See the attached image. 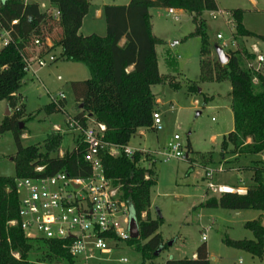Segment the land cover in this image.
I'll use <instances>...</instances> for the list:
<instances>
[{"label":"trees","instance_id":"16d2710c","mask_svg":"<svg viewBox=\"0 0 264 264\" xmlns=\"http://www.w3.org/2000/svg\"><path fill=\"white\" fill-rule=\"evenodd\" d=\"M48 2L59 12L58 20L41 13L37 4L0 1V23L12 30L14 40V44L0 50V101H5L9 110L14 109L12 116L6 117L0 125V136L11 132L16 146L11 158L14 176H0V264H75L62 243L27 239L18 227L8 225L17 218L18 194L14 179L50 177L59 172L71 179L91 176V167L84 161L86 147L82 139L76 140L74 148L65 151L62 157L58 155L62 140L58 133L48 135L41 145L23 147L21 144L24 127L20 128L19 124L24 107L21 104L17 107L20 100L17 93L26 75L23 57L41 58L56 48L61 49L62 60L82 64L89 72V79L69 85L74 101L82 105L71 118L78 121L82 129L87 127L88 120L104 127L100 140L107 147L99 153L102 174L123 191L128 218L135 220L139 232L138 239H129L126 243L140 254L141 264H154V253L161 252L164 246L158 234L162 220L153 219L149 214L150 189L156 180L155 171L146 165L151 156L141 151L126 156L123 151L138 130L153 131L152 114L157 106L151 88L166 80L158 71L155 47L160 41L152 34L149 10L171 9L192 15L195 23L192 36L200 40L199 82L230 85L227 98L230 99L233 129L221 141L222 157L226 153L238 158L264 155V70L262 73L247 68L254 56L245 49L227 51L228 62L218 63L209 43L206 21L200 18L203 13L218 11L214 0H129L127 5H106L102 8L105 23L102 37L79 34L88 13L89 0ZM228 13L233 21L235 39L254 38L264 43V36L244 28L241 10ZM13 21L17 24L12 26ZM34 40L39 41V46L33 44ZM121 40H124L123 45H119ZM196 89V85L189 88L191 92ZM208 100L203 99L204 103ZM64 107L65 100L60 98L44 111L64 113ZM38 167L43 168L41 173L34 171ZM242 169L251 174L252 182L244 195L227 193L217 198L206 197L200 207L229 212H264L262 161L252 162ZM246 228L253 233V240H224L225 244L263 259L264 228L259 221L247 223ZM195 256V259L168 260L165 264H209L205 245L196 249Z\"/></svg>","mask_w":264,"mask_h":264},{"label":"rangeland","instance_id":"374dc122","mask_svg":"<svg viewBox=\"0 0 264 264\" xmlns=\"http://www.w3.org/2000/svg\"><path fill=\"white\" fill-rule=\"evenodd\" d=\"M21 1L37 4L43 12L50 6L48 0ZM215 1L225 13L241 10L244 28L251 33L264 36V0H255L256 5H253L251 0ZM103 2L106 5L111 3L110 0H92L81 33L91 32L89 35L104 36V20L94 19L95 6H100ZM125 2L126 0L115 1L119 5ZM149 15L152 34L160 41L155 47L158 71L166 79L153 87V93L160 101L162 130L145 131L143 137L135 135L128 147L149 153L151 160L146 165L154 170L156 175L155 184L150 189V214L153 219L158 217L157 212L161 217L158 234L164 249L156 257L154 264L189 259L201 245L206 247L209 264H264V258L259 259L242 250L231 248L224 242L253 240L254 235L246 228V224L259 221L264 228V212L247 210L233 217L226 210L200 207L204 198L218 197L207 190V180L204 177L206 171L213 172L210 182L214 186L247 188L252 184L251 174L243 171L242 167H248L255 161H262L264 155L240 158L233 153H226L223 157L220 155L221 141L233 129L232 113L227 98L230 92L229 83L199 82L200 40L192 36L195 29L192 15L186 12L180 14L175 12L171 15L162 9H150ZM200 18L206 21L212 48L215 46L221 48L226 44L227 47L222 48L226 53L241 49L249 50L254 44L264 57V43L254 38L235 39L234 28L228 29L222 18L212 19L209 13H203ZM219 33L223 37L222 40L215 38ZM60 54V48L51 52L49 55L55 57V62L48 67L40 68L37 77L26 73L18 90L20 100L17 101V107L20 104L24 107L21 119L23 124L20 123L26 136L21 137L23 147L41 145L48 135L55 133L54 126H58L61 131L67 130L66 115L72 117L77 112V104L69 85L72 80L84 81L89 79L90 75L85 66L66 62L60 58ZM70 67L78 68L77 72L71 73ZM261 68L264 70V64ZM192 85L197 87L194 92L189 90ZM59 95L65 100L64 113H45L44 108L51 104L53 99H58ZM204 98L209 100L204 103ZM7 109V103L0 101V125L6 118ZM13 113L14 109L9 110V116ZM60 135L62 140L59 151L63 153L72 150L75 141L82 139L79 132ZM175 135L179 137L182 153L187 155V158L166 160L162 155L170 153L167 145L172 143ZM15 152L12 133L6 132L1 135L0 176H14L11 158ZM262 165L264 166V161ZM219 170L221 172H218ZM202 235H205L204 241ZM96 258H99L100 262L90 264H141L140 254L127 243H120L116 250L107 255L97 254ZM31 260L35 261L33 257ZM120 260L125 262L120 263Z\"/></svg>","mask_w":264,"mask_h":264},{"label":"built area","instance_id":"2783aa9c","mask_svg":"<svg viewBox=\"0 0 264 264\" xmlns=\"http://www.w3.org/2000/svg\"><path fill=\"white\" fill-rule=\"evenodd\" d=\"M167 12L171 15L175 14L171 9ZM209 15L212 19H224L225 26L228 29L233 28V21L228 13L217 11ZM50 16L58 20L59 12L55 11ZM16 24L17 21L11 23L12 26ZM11 33L12 30L5 29L0 23V50L14 44ZM215 38L223 39L220 33ZM33 44L39 46V41L34 40ZM226 47L227 45L224 44L221 48ZM248 52L254 56V59L247 64V68L263 73L261 66L264 64V57L258 47L253 44ZM55 60L51 55L35 59L23 57L24 71L34 75L33 64L40 69L54 63ZM60 98H63L62 95H59L58 99ZM56 100L53 99L52 102L55 103ZM66 127L69 132L82 134V141L86 147L84 161L91 167V176L87 179H71L59 172L50 177L14 179V188L18 194L17 218L8 225L18 227L27 239L62 243V248L67 250L70 258L75 262L99 263L97 254L107 255L116 250L120 243H126L130 239L127 231L128 205L121 188L102 174L99 153L107 147L100 140L104 127L93 123L82 129L79 122L72 118L67 119ZM152 128L154 132L162 130L161 117L157 111L152 114ZM179 140L175 135L172 143L167 145L170 153L162 155L166 160L187 158V155L182 153ZM123 151L126 156H132L134 153L128 147ZM261 159L264 161V156ZM34 171L41 173L43 168L38 167ZM212 173L206 171L204 174L208 191L216 195L246 193L245 187L212 185L210 182ZM202 240H205V235H202ZM124 262L125 260H120V263Z\"/></svg>","mask_w":264,"mask_h":264},{"label":"crops","instance_id":"0c3cea01","mask_svg":"<svg viewBox=\"0 0 264 264\" xmlns=\"http://www.w3.org/2000/svg\"><path fill=\"white\" fill-rule=\"evenodd\" d=\"M105 1V0H104ZM111 1V3H110V5H119V4H116L115 3V1L116 0H110ZM215 1V0H214ZM252 1V3H253V5H256V2H255V0H251ZM91 2H92V0H89V9H90V6H91ZM129 3V0H126V2H125V4H122V5H127ZM215 4H216V7H217V10L218 11H224V10H220V8L217 6V3H216V1H215ZM50 6H49V9L46 11V12H43V11H41L40 10V8H39V6H38V8H39V11L41 12V13H48L49 15H52L55 11H57V9H56V7L55 6H52L51 4H49ZM104 6H106V4H105V2H103L100 6H95V9H94V19H97V20H101V19H103V16H102V8L104 7ZM89 9H88V13H89ZM168 11V10H167ZM174 12H176V13H181L182 11H176V10H174ZM88 13H87V15H88ZM204 14H208V13H204ZM87 15L85 16V18L83 19V21H82V25H81V28H80V30H79V34L80 35H82V36H84V35H89V33H91V32H86L85 34H83V33H81V31H82V29H83V25H84V21H85V19H86V17H87ZM152 27V26H151ZM254 33V32H253ZM255 35H259V34H256V33H254ZM91 35V34H90ZM97 35V34H96ZM102 37V36H101ZM124 44V40H121L120 41V43H119V45H123ZM47 45L48 46H51V43L49 42V41H47ZM49 55V54H48ZM54 57V56H53ZM55 58V57H54ZM51 65V64H50ZM49 66V65H48ZM48 66H46V67H48ZM45 68V67H44ZM42 69V68H41ZM38 70H40L39 68H37L34 64H33V66H32V71L34 72V77H37V71ZM70 72L71 73H76L77 72V70H78V68H71L70 67ZM27 73H29V72H27ZM58 81H60V78H59V80ZM72 81H75V80H72ZM71 81V82H72ZM151 92H152V94L154 95V93H153V87L151 88ZM155 96V95H154ZM229 99V98H228ZM155 102H156V106H157V112H159V106H160V101L156 98V96H155ZM229 103H230V99H229ZM230 107V106H229ZM82 108V105H77V111L78 110H80ZM66 119H68V118H71L70 116H67L66 115ZM66 122H67V120H66ZM93 124V121L92 120H88V122H87V126H91ZM55 133H58L59 135L60 134H66V133H68L69 131H67V130H64V131H61V129L58 127V126H54V130H53ZM145 131H147V130H138L137 131V134L136 135H138L139 137H143L144 136V134H145ZM154 132V131H153ZM22 137H26L25 136V134L24 135H22ZM129 148V147H128ZM131 149V148H130ZM131 150H133V151H136V150H134V149H131ZM142 152V151H141ZM144 152V151H143ZM58 155H63V152H61V151H59V153H58ZM206 200V198H204V201ZM150 211H151V202H150V209H149V214H150ZM239 215H241V213L242 212H237ZM150 216H151V214H150ZM143 218H144V215L142 216ZM152 217V216H151ZM208 254V253H207ZM196 258V256H195V253H193L192 254V256H191V259H195ZM211 259H213V258H211ZM210 259V260H211ZM208 260H209V255H208Z\"/></svg>","mask_w":264,"mask_h":264},{"label":"water","instance_id":"95a60500","mask_svg":"<svg viewBox=\"0 0 264 264\" xmlns=\"http://www.w3.org/2000/svg\"><path fill=\"white\" fill-rule=\"evenodd\" d=\"M213 51H214V54H215V56H216L217 61H218L219 64L225 65L228 62L229 57L224 53V51L222 50V48L215 46L213 48ZM8 116H9V109H7V112H6V117H8ZM19 127L21 128L22 125L19 124ZM230 213H231V215L233 217L239 216V214L237 212H230ZM157 216H158L159 219H161V217H160V215H159L158 212H157ZM127 231H128V234H129V238L131 240L138 239L139 232H138L137 224H136V222H135L134 219H129ZM169 245H171V244H169ZM159 253H160L159 251L155 252L154 253V256L157 257L159 255Z\"/></svg>","mask_w":264,"mask_h":264}]
</instances>
